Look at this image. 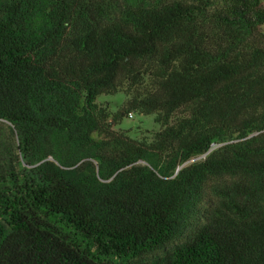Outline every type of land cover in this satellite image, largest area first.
Returning <instances> with one entry per match:
<instances>
[{
    "label": "trees",
    "instance_id": "1",
    "mask_svg": "<svg viewBox=\"0 0 264 264\" xmlns=\"http://www.w3.org/2000/svg\"><path fill=\"white\" fill-rule=\"evenodd\" d=\"M263 26V0H0V264H264Z\"/></svg>",
    "mask_w": 264,
    "mask_h": 264
},
{
    "label": "rangeland",
    "instance_id": "2",
    "mask_svg": "<svg viewBox=\"0 0 264 264\" xmlns=\"http://www.w3.org/2000/svg\"><path fill=\"white\" fill-rule=\"evenodd\" d=\"M261 30L264 32V26ZM126 100L127 97L124 93H118L114 96H102L98 98L97 102L107 107L111 112H116L123 107ZM131 113L133 117L128 118V115H124L123 120L115 126V129L127 131L128 135L136 140L149 139L153 133L159 130V126L154 122V115L144 116L137 112Z\"/></svg>",
    "mask_w": 264,
    "mask_h": 264
},
{
    "label": "built area",
    "instance_id": "3",
    "mask_svg": "<svg viewBox=\"0 0 264 264\" xmlns=\"http://www.w3.org/2000/svg\"><path fill=\"white\" fill-rule=\"evenodd\" d=\"M133 117V115H132V113H130L129 115H128V118H132Z\"/></svg>",
    "mask_w": 264,
    "mask_h": 264
}]
</instances>
